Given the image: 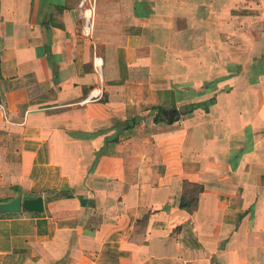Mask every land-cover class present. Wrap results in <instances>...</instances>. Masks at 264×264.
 <instances>
[{"label": "crops", "instance_id": "0c3cea01", "mask_svg": "<svg viewBox=\"0 0 264 264\" xmlns=\"http://www.w3.org/2000/svg\"><path fill=\"white\" fill-rule=\"evenodd\" d=\"M81 1L0 0V264H264V0Z\"/></svg>", "mask_w": 264, "mask_h": 264}, {"label": "water", "instance_id": "95a60500", "mask_svg": "<svg viewBox=\"0 0 264 264\" xmlns=\"http://www.w3.org/2000/svg\"><path fill=\"white\" fill-rule=\"evenodd\" d=\"M177 114L175 109L170 111L173 117ZM45 210L44 199L42 196L33 198H23L18 196L10 202L0 204V215L6 213H20L21 211L42 213Z\"/></svg>", "mask_w": 264, "mask_h": 264}, {"label": "built area", "instance_id": "2783aa9c", "mask_svg": "<svg viewBox=\"0 0 264 264\" xmlns=\"http://www.w3.org/2000/svg\"><path fill=\"white\" fill-rule=\"evenodd\" d=\"M80 16L82 19L81 35L85 38H92V31L94 29V15H95V0H82L79 7ZM96 67L101 70L102 59H96ZM91 99H96L102 93V89H96Z\"/></svg>", "mask_w": 264, "mask_h": 264}, {"label": "trees", "instance_id": "16d2710c", "mask_svg": "<svg viewBox=\"0 0 264 264\" xmlns=\"http://www.w3.org/2000/svg\"><path fill=\"white\" fill-rule=\"evenodd\" d=\"M161 112H162V109L159 110L158 115L155 117V122H158V121H161V120H162V118L159 117V114H160ZM195 187H196L197 189H200V190H201V187H200V186L197 187V185H195ZM193 201H196V197H195L194 195H192V196L184 195V196L182 197V199H181V204H180V206H181L182 208L188 207V206H190L191 203H193Z\"/></svg>", "mask_w": 264, "mask_h": 264}]
</instances>
